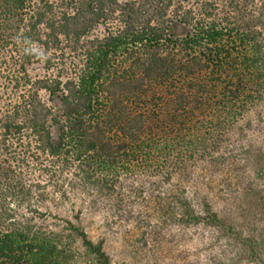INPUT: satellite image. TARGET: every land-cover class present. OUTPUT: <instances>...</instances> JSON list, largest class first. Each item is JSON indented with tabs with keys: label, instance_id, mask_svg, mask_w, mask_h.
Masks as SVG:
<instances>
[{
	"label": "trees",
	"instance_id": "16d2710c",
	"mask_svg": "<svg viewBox=\"0 0 264 264\" xmlns=\"http://www.w3.org/2000/svg\"><path fill=\"white\" fill-rule=\"evenodd\" d=\"M222 2L0 0V264H67L76 241L84 264H124L69 219L63 234L33 220L169 180L264 100V14Z\"/></svg>",
	"mask_w": 264,
	"mask_h": 264
},
{
	"label": "rangeland",
	"instance_id": "374dc122",
	"mask_svg": "<svg viewBox=\"0 0 264 264\" xmlns=\"http://www.w3.org/2000/svg\"><path fill=\"white\" fill-rule=\"evenodd\" d=\"M240 1L253 15L264 14V0ZM258 23L264 31V20ZM186 29L174 22L169 30L182 36ZM217 145L218 154L187 159L185 169L169 180L142 177L137 191L125 186L122 202L77 195L61 205L48 202L46 213L33 221L60 234L66 219L79 224L93 241H103L112 262L264 264V100L234 121ZM181 203L203 219L207 203L220 221L186 220ZM68 246L74 256L67 264H84L79 242Z\"/></svg>",
	"mask_w": 264,
	"mask_h": 264
}]
</instances>
